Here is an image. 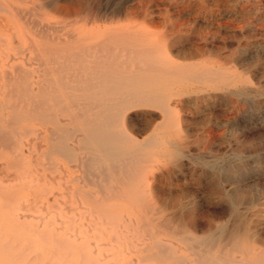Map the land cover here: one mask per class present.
<instances>
[{
    "label": "bare ground",
    "instance_id": "1",
    "mask_svg": "<svg viewBox=\"0 0 264 264\" xmlns=\"http://www.w3.org/2000/svg\"><path fill=\"white\" fill-rule=\"evenodd\" d=\"M197 1L0 0V105L14 111L13 122L7 121L15 123L17 145L25 128L36 139L48 141V151H42L48 160L49 154H56L78 168L113 177L107 189L95 180L102 190H84L68 183L70 164L57 158L51 168L42 163L55 172L43 176V184L49 194L57 186L59 198L46 202L42 244L34 254L45 255V263L35 264H264V238L257 227L261 214L236 211L243 196L228 194L233 190L224 192L218 184L231 198L230 221L221 219L219 212L200 209L183 215V204L171 203L170 177L178 163L185 164L177 157H191L186 148L193 128L182 117V112L190 113L188 102L198 99L191 82L212 83L229 93L240 89L236 73L223 75L220 67L200 65L201 72L189 74L191 65L180 63L178 68L173 60V47L181 41L176 32ZM215 2L219 9L212 16L239 10L241 29L250 12L264 15V0ZM233 22L217 25L233 28ZM10 82L17 85L11 87ZM11 98L18 102L11 103ZM141 107L151 112L139 125L129 111ZM146 130L150 132L145 138L135 134ZM199 133L198 157L221 156L209 150L221 133ZM22 162H17V200L23 198ZM252 164L259 166L247 168L245 163L224 169L212 160L200 166L198 175L210 173L213 180L223 176L233 189L246 178L264 174L262 161ZM81 194L92 204L77 212ZM17 226L21 243L24 226H33L25 220Z\"/></svg>",
    "mask_w": 264,
    "mask_h": 264
},
{
    "label": "rangeland",
    "instance_id": "2",
    "mask_svg": "<svg viewBox=\"0 0 264 264\" xmlns=\"http://www.w3.org/2000/svg\"><path fill=\"white\" fill-rule=\"evenodd\" d=\"M197 2L198 5L193 6V9L183 16L185 23L180 31L176 32L177 35L181 36V41L173 47V56L175 55L173 60L175 64L178 62L176 64L178 68L181 66L180 63L182 65H191V68H189L191 73L189 74H198L197 72H201L199 70L203 69L202 67L204 66V68L220 67L223 75L236 73L238 75L236 84L240 89L235 93H229L223 91V89L211 87L212 83L191 82L192 88L195 90L194 95H197L198 99L195 102H188L190 113L182 112V117L186 118H184L185 123L189 128H193V136L189 138L188 147L186 148L188 150L187 154L191 155L192 158L181 157L179 159V155L177 157L179 162L183 161L185 164L181 165L178 163L175 172L170 177L171 203L173 205L182 203L183 207L180 211L183 215L189 209H200L209 212L213 211V214L219 212L222 215L221 219L230 221L234 216L231 198L224 192L233 190V192L231 191L228 194L236 193L243 196V199L237 202L236 211L247 213L248 211L256 210L261 214L259 216L260 223L257 227L264 238V174L259 175L257 178L255 176L246 178L234 185L233 189H231V186L226 182L227 179L223 176L220 179L215 178L213 180L210 173L208 176L198 175L200 166L212 160H216L224 169L235 168L245 163L247 168L259 166H254L252 161L257 164H259V161L264 163V15L260 17L258 12H250L246 27L241 29L239 25L243 21V14L239 10L234 12L227 9L226 12L215 17L212 16V13L215 15L219 9L215 0H198ZM227 19H232L235 27L225 28L217 25V22L222 23ZM260 20L263 22V26L259 25L258 22ZM10 84L9 86L14 87L16 83L10 82ZM228 88L232 90L234 87L231 85ZM12 100L13 98L10 99L11 103L18 102L17 98L14 101ZM150 112L151 108L141 107L132 109L129 111V115L133 122L141 125ZM12 116L14 117V111L11 108H5L0 105V128L5 129V131L0 129L5 133L3 134L0 131V201H2L0 202V264L45 263V255L41 254L38 257H34V254L36 246L42 244L40 241L43 239L42 230L44 228L42 214L46 213V202L52 204L53 197L56 201L59 198L57 186L54 187L52 194H49L43 184L46 182V180H43V176L55 175L53 170L52 172L51 169L50 171H48L49 169L45 170V168L53 166L51 165V160L57 158L59 162L70 164L68 165V174L70 175L68 183L72 182L76 187L84 190L97 192L102 190L99 189L101 187L97 186L98 184H96L95 180L100 182V186L103 184V189H107L105 187L113 182V177H111L112 174L110 175L106 172L111 177L108 176L109 179H106V173H104V175L106 174L104 176L88 169L89 172L86 173L87 170L83 167H76V162H68L67 159L56 154H49L51 159L48 160L46 158L47 155L44 154L49 148L48 141L44 142L36 139L25 128L20 130L22 138L20 145H17L16 126L15 123H12L14 120ZM8 119L12 122L7 121ZM69 128L72 129V126L70 125ZM206 129H214L221 133L219 137L215 138L214 142L209 144V150L211 152L218 150L221 156L215 157L210 153H203L202 156L204 158L198 157L197 153H199L198 146L200 143L197 139L201 136L199 132ZM24 131H27L25 132L27 134H23ZM149 132L150 130H146L141 132V135L140 132L135 134L139 139H142L147 137ZM49 134L51 133L49 132ZM32 147L35 148V151H31ZM20 158L23 159L24 177L22 184H24V187L23 198L17 200L15 193L17 189L16 173L17 162H19ZM38 159L40 162H38ZM41 164L42 166H40ZM9 166L11 167L9 168ZM194 168H197V170ZM83 174H85V179H82ZM86 176L90 177L89 180ZM72 178H78V181ZM260 178L262 179L260 180ZM87 181L92 185H89ZM106 181L109 182L107 183ZM204 183L206 184L204 185ZM218 184L224 188V192ZM200 196H204V198ZM53 203L57 207V202ZM90 204L92 203L89 198L85 194H81L79 195L75 211L84 212ZM8 208L10 209L8 210ZM133 209L139 216V208L133 206ZM223 211L226 212L224 213ZM24 220L31 222L33 228L24 226V233L22 234L24 241L20 243L17 241V230L19 229L17 223ZM217 220L218 218L214 217V221ZM32 240L37 242H32ZM20 246L22 247L20 248ZM261 247L264 249V244Z\"/></svg>",
    "mask_w": 264,
    "mask_h": 264
}]
</instances>
